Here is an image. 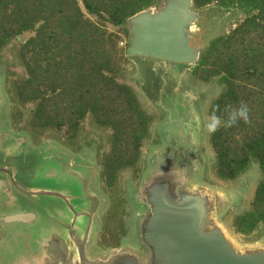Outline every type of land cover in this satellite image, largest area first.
Masks as SVG:
<instances>
[{"label":"rangeland","instance_id":"374dc122","mask_svg":"<svg viewBox=\"0 0 264 264\" xmlns=\"http://www.w3.org/2000/svg\"><path fill=\"white\" fill-rule=\"evenodd\" d=\"M192 9L199 18L191 45L202 49L246 15L216 2ZM31 34L25 32L0 47V131L5 133L0 146V179L5 181L0 190V264H75L56 262L48 248L54 243L70 256L74 251L70 233L82 240L88 226L87 260L108 264L118 251L140 264H152L140 228L149 213V190L155 187L167 189L173 197L180 192L200 194L207 203L209 226L219 227L235 251L264 249V223L245 234L232 226L233 218L251 207L262 178L258 162L250 156L234 178L221 177L216 170L209 126L214 121L218 126L220 120L209 108L224 89L220 76L203 79V69L196 64L127 56L128 34L120 32L117 80L131 87L147 117V133L135 163L121 168L108 183L103 162L111 145L110 127L98 124L90 113L72 136L65 126L35 127L31 125L34 104L17 100L14 81L26 75L19 47ZM4 169L20 186L61 197L27 194L6 179ZM79 206L91 214L76 216ZM15 212H29L33 218L7 224L1 220Z\"/></svg>","mask_w":264,"mask_h":264},{"label":"trees","instance_id":"16d2710c","mask_svg":"<svg viewBox=\"0 0 264 264\" xmlns=\"http://www.w3.org/2000/svg\"><path fill=\"white\" fill-rule=\"evenodd\" d=\"M200 7L216 2L246 13L226 33L211 38L196 67L203 79L220 76L223 91L209 112L220 120L211 134L219 176L236 177L250 156L262 173L251 207L236 215L232 226L249 233L264 223V0H192ZM157 0H0V47L25 32L19 47L24 78L14 81L17 100L33 103L31 125L65 126L72 136L90 113L112 131L104 158L108 183L123 167L135 163L147 117L132 89L117 80V39L126 35V19ZM108 25L118 28L110 30ZM247 108V120L234 111Z\"/></svg>","mask_w":264,"mask_h":264},{"label":"water","instance_id":"95a60500","mask_svg":"<svg viewBox=\"0 0 264 264\" xmlns=\"http://www.w3.org/2000/svg\"><path fill=\"white\" fill-rule=\"evenodd\" d=\"M192 5V0H162L158 7L148 6L130 15L126 19L128 44L125 54L194 66L202 47L191 45L193 28L199 18ZM4 140L5 133L0 131V146ZM4 170L16 187L27 194L61 197L56 192L20 186L13 180L11 172ZM4 183L0 179V185ZM149 191V213L141 224L140 233L152 253V264H264V249L235 251L219 227L209 226L207 203L200 194L180 192V195L173 197L165 188L155 187ZM29 216V212H15L2 216L1 220L6 224L27 222ZM88 231L89 226L82 240H77L70 233L77 244V252H71L70 256L67 254L66 257L58 246L50 244L48 249L54 254L56 262L97 264L94 263L99 261L97 258L87 260L86 257ZM115 253L108 264L141 263L131 255Z\"/></svg>","mask_w":264,"mask_h":264},{"label":"clouds","instance_id":"9594fccd","mask_svg":"<svg viewBox=\"0 0 264 264\" xmlns=\"http://www.w3.org/2000/svg\"><path fill=\"white\" fill-rule=\"evenodd\" d=\"M237 117L244 119L245 121L247 120V108L246 106H241L237 110L234 111V114L232 116V120L228 125H231L232 123H235ZM218 122L214 121L210 126L209 130L210 131H215L217 127Z\"/></svg>","mask_w":264,"mask_h":264},{"label":"flooded vegetation","instance_id":"af4514ba","mask_svg":"<svg viewBox=\"0 0 264 264\" xmlns=\"http://www.w3.org/2000/svg\"><path fill=\"white\" fill-rule=\"evenodd\" d=\"M193 46H198V45H194V44H192ZM7 180L9 179L8 177L6 178ZM10 184V183H9ZM79 207H81V210H80V213L79 212H76V216H78V215H87L88 213H90V212H86L85 211V208H83L82 206H79ZM84 213H86V214H84ZM91 214V213H90ZM74 222H75V220H74ZM75 236V235H74ZM83 236V235H82ZM76 237V239L77 240H81V238H79L78 236H75ZM72 244H73V246H74V251L75 252H77V244L73 241L72 242ZM53 246H55L56 247V245L55 244H53ZM55 247L53 248V249H55Z\"/></svg>","mask_w":264,"mask_h":264},{"label":"crops","instance_id":"0c3cea01","mask_svg":"<svg viewBox=\"0 0 264 264\" xmlns=\"http://www.w3.org/2000/svg\"><path fill=\"white\" fill-rule=\"evenodd\" d=\"M2 185H0V190H2V187H1ZM33 188H36V189H40V188H37V187H33ZM29 217H31L30 219H27V220H31L33 217L31 216V214H30V216ZM29 221H27V222H29Z\"/></svg>","mask_w":264,"mask_h":264}]
</instances>
